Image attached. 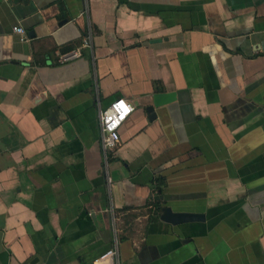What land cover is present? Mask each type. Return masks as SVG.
I'll return each mask as SVG.
<instances>
[{
	"label": "crops",
	"instance_id": "1",
	"mask_svg": "<svg viewBox=\"0 0 264 264\" xmlns=\"http://www.w3.org/2000/svg\"><path fill=\"white\" fill-rule=\"evenodd\" d=\"M116 238L121 264H264V0H0V264H97Z\"/></svg>",
	"mask_w": 264,
	"mask_h": 264
},
{
	"label": "built area",
	"instance_id": "2",
	"mask_svg": "<svg viewBox=\"0 0 264 264\" xmlns=\"http://www.w3.org/2000/svg\"><path fill=\"white\" fill-rule=\"evenodd\" d=\"M16 32L22 35V40H27L26 31L22 27H15ZM92 50V31L84 38L82 44L74 49L57 52L58 61L61 63L79 58L83 54V49ZM134 110V106L123 97L115 98L110 104L99 111V126L101 130V145L108 158L111 151L120 143V129L126 119ZM119 240L115 239V245L108 249L99 259L97 264H121L119 259Z\"/></svg>",
	"mask_w": 264,
	"mask_h": 264
},
{
	"label": "water",
	"instance_id": "3",
	"mask_svg": "<svg viewBox=\"0 0 264 264\" xmlns=\"http://www.w3.org/2000/svg\"><path fill=\"white\" fill-rule=\"evenodd\" d=\"M175 100L176 92L174 91L155 93L153 95V103L147 107L150 118L152 119L157 116L155 112L156 107L167 105ZM160 217L162 220L174 225L205 220V215L203 213L174 211L171 206H163Z\"/></svg>",
	"mask_w": 264,
	"mask_h": 264
},
{
	"label": "trees",
	"instance_id": "4",
	"mask_svg": "<svg viewBox=\"0 0 264 264\" xmlns=\"http://www.w3.org/2000/svg\"><path fill=\"white\" fill-rule=\"evenodd\" d=\"M73 47H66L64 51H68V50H71ZM153 208L151 209L154 213L156 214H160L161 213V210H162V206L160 203L156 202V203H153Z\"/></svg>",
	"mask_w": 264,
	"mask_h": 264
}]
</instances>
